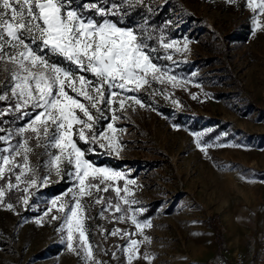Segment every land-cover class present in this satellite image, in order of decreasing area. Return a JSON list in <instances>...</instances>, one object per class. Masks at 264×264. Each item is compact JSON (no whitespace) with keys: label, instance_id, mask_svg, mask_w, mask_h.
Masks as SVG:
<instances>
[{"label":"rangeland","instance_id":"rangeland-1","mask_svg":"<svg viewBox=\"0 0 264 264\" xmlns=\"http://www.w3.org/2000/svg\"><path fill=\"white\" fill-rule=\"evenodd\" d=\"M241 3L243 7L226 0H167L177 31L169 41H178L182 48L187 39L188 49L165 53L161 48L160 56L172 55L176 63H156L172 68L171 74L188 83L176 88L156 84L169 94L167 100L142 94L155 111L128 109V118L116 123L125 129L119 136V157L100 152L87 157L136 181L131 188L139 203L133 207H146L140 219L152 223L145 229L151 243L141 247L154 256L151 264H198L213 258L229 247L224 234L232 223L250 231L260 224L259 232L264 230V31L252 33V13L244 0ZM0 119L9 122L0 127L13 131L25 123L13 122L12 116ZM191 133L206 134L203 141L213 145L207 155L196 147ZM218 143L236 146L216 147ZM31 160L35 164L36 156ZM117 183L123 187V181ZM70 186L66 179L40 188L27 210L19 201L11 202L16 212L0 207V264H85L61 243L54 230L60 221L45 217L43 224L35 222ZM101 195L115 197L113 192ZM100 208L88 212L94 219L87 221V235L99 259L117 264L110 252L124 240L102 235L99 229L110 233L135 228L112 219L120 213L101 217ZM249 239L244 240L245 252L255 248Z\"/></svg>","mask_w":264,"mask_h":264},{"label":"snow or ice","instance_id":"snow-or-ice-1","mask_svg":"<svg viewBox=\"0 0 264 264\" xmlns=\"http://www.w3.org/2000/svg\"><path fill=\"white\" fill-rule=\"evenodd\" d=\"M145 2L0 0V102L6 104L0 108V117L25 121L14 131L0 127V133H6L0 135V207L16 212V205L7 200L16 192L19 204L27 210L40 188L69 180L67 191L52 199L35 222L43 224L45 217L60 221L54 230L60 233L61 243L85 264H108L96 256L87 235V221L94 219L88 212L96 205L101 206V217L120 213L112 219L135 228L134 232L114 228L110 233L99 229L102 235L124 240L110 252L117 264H138L140 260L151 264L154 259L141 252L143 245L151 243L145 229L152 223L140 219L147 213L146 207H133L139 203L131 188L136 181L87 158L97 152L121 155L119 136L125 129L116 123L128 118L129 108H152L142 94L167 100L169 94L156 84L176 88L188 83L171 74L172 68L156 63L165 59L175 64L172 55L161 57L160 49L165 53L186 51L187 39L181 48L176 40L166 41L162 35L154 38L149 28L137 30L117 19L129 9L144 7ZM226 2L244 6L241 0ZM244 4L252 13V33L264 31V0H244ZM159 7L166 8L167 0ZM148 11L155 9L149 4ZM154 39L158 47L149 43ZM177 103L172 100L174 106ZM7 123L0 119V125ZM191 134L196 147L207 155L213 145L203 141L206 134ZM120 181L123 187L118 185ZM109 192L115 197L101 195Z\"/></svg>","mask_w":264,"mask_h":264},{"label":"trees","instance_id":"trees-1","mask_svg":"<svg viewBox=\"0 0 264 264\" xmlns=\"http://www.w3.org/2000/svg\"><path fill=\"white\" fill-rule=\"evenodd\" d=\"M149 4L155 9V11H148ZM159 5L163 4L158 3L157 0H146L144 7L139 9H129L127 14L119 16L117 19L127 27H147L152 32L154 38H158L162 35L166 41H169L175 36L174 34L177 32L176 30H173L176 21L173 18V14L169 11L168 6L164 8L159 7ZM145 20H148L147 25L144 24ZM169 20L173 21L174 23L169 25ZM149 43L152 44L153 47L159 46L155 39L149 41ZM17 196L18 193L16 192L11 193L7 198L8 202L18 201Z\"/></svg>","mask_w":264,"mask_h":264},{"label":"built area","instance_id":"built-area-1","mask_svg":"<svg viewBox=\"0 0 264 264\" xmlns=\"http://www.w3.org/2000/svg\"><path fill=\"white\" fill-rule=\"evenodd\" d=\"M201 264H264V230L252 251L233 252L229 247H224L217 256L206 259Z\"/></svg>","mask_w":264,"mask_h":264},{"label":"crops","instance_id":"crops-1","mask_svg":"<svg viewBox=\"0 0 264 264\" xmlns=\"http://www.w3.org/2000/svg\"><path fill=\"white\" fill-rule=\"evenodd\" d=\"M251 228H247L245 225L241 223H232V225L228 228L226 234V244L225 246H229L231 251H243V249L246 247V242L244 240L247 239V237H250L251 244H255V246L259 242V238L261 233L260 230V224L257 225V229H254L250 231ZM249 233V235H248ZM253 236V237H252ZM218 255V254H217ZM214 255L213 257L217 256ZM206 260V259H204ZM204 260L198 261V264H201Z\"/></svg>","mask_w":264,"mask_h":264}]
</instances>
